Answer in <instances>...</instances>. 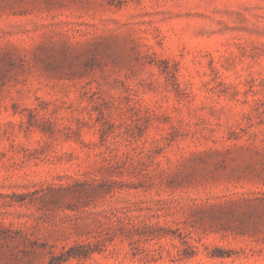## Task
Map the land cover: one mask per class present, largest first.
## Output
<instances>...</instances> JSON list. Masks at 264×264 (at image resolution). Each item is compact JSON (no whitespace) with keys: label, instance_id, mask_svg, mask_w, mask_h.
Here are the masks:
<instances>
[{"label":"rangeland","instance_id":"rangeland-1","mask_svg":"<svg viewBox=\"0 0 264 264\" xmlns=\"http://www.w3.org/2000/svg\"><path fill=\"white\" fill-rule=\"evenodd\" d=\"M0 264H264V0H0Z\"/></svg>","mask_w":264,"mask_h":264}]
</instances>
